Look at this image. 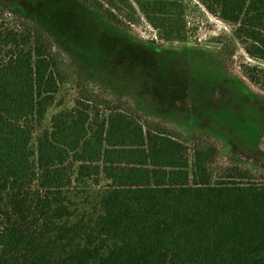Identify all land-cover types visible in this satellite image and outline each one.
Listing matches in <instances>:
<instances>
[{
    "label": "trees",
    "instance_id": "obj_1",
    "mask_svg": "<svg viewBox=\"0 0 264 264\" xmlns=\"http://www.w3.org/2000/svg\"><path fill=\"white\" fill-rule=\"evenodd\" d=\"M82 1L109 20L135 5L161 41L186 39L181 0ZM198 1L235 26L248 56L264 59V0ZM4 19L0 264H264V183L238 167L214 175L213 143H196L190 163L164 124L81 90L32 147L65 76L42 33ZM245 71L264 85L263 70ZM101 181L85 212L76 198Z\"/></svg>",
    "mask_w": 264,
    "mask_h": 264
},
{
    "label": "rangeland",
    "instance_id": "obj_2",
    "mask_svg": "<svg viewBox=\"0 0 264 264\" xmlns=\"http://www.w3.org/2000/svg\"><path fill=\"white\" fill-rule=\"evenodd\" d=\"M181 1L186 39L165 42L135 5L113 10L109 20L82 0H0L4 27L42 33L65 76L34 125L32 147L51 116L86 90L164 124L186 145L190 163L193 146L208 141L216 147L214 175L238 167L264 183V85L245 71H264V59L248 56L235 26L200 1ZM104 184L76 198L85 212Z\"/></svg>",
    "mask_w": 264,
    "mask_h": 264
}]
</instances>
